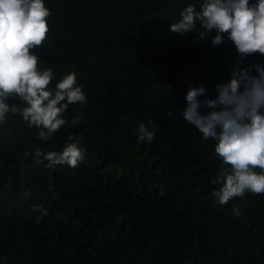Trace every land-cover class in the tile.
<instances>
[{
    "label": "trees",
    "instance_id": "trees-1",
    "mask_svg": "<svg viewBox=\"0 0 264 264\" xmlns=\"http://www.w3.org/2000/svg\"><path fill=\"white\" fill-rule=\"evenodd\" d=\"M44 2L40 67L53 68V87L75 71L87 103L70 105L47 141L19 115L0 125V264H264V195L217 204L215 141L181 115L190 84L214 99L237 63L256 75L264 57L170 31L201 0ZM149 121L155 138L138 143ZM68 135L83 137L78 167L40 163L36 149L60 152Z\"/></svg>",
    "mask_w": 264,
    "mask_h": 264
},
{
    "label": "clouds",
    "instance_id": "clouds-1",
    "mask_svg": "<svg viewBox=\"0 0 264 264\" xmlns=\"http://www.w3.org/2000/svg\"><path fill=\"white\" fill-rule=\"evenodd\" d=\"M50 16L44 0H0V125L9 114L19 115L29 128L40 129L38 138L44 141L65 126L64 114L70 105L87 103L75 71L64 74L53 87V68L40 67L37 49L48 38ZM170 31L181 35L195 31V43L211 39L213 47L223 45L226 36L240 60L257 54L264 57V0H201L198 10L191 4L182 10ZM253 68L256 75L237 63L230 80L216 85L214 99L201 100L207 90L190 84L181 112L203 139L215 141L214 152L222 166L212 181L220 187L211 195L221 206L243 199L246 193L264 195V67L254 64ZM80 122L79 115L72 120L73 125ZM149 123L151 129L139 123L138 143L154 140L157 125ZM83 142L81 136L68 135L62 151L45 154L36 149L34 155L43 156L40 163L47 161L49 168H76L84 158ZM35 210L47 214L42 208ZM233 213L242 215L241 208L234 207Z\"/></svg>",
    "mask_w": 264,
    "mask_h": 264
}]
</instances>
